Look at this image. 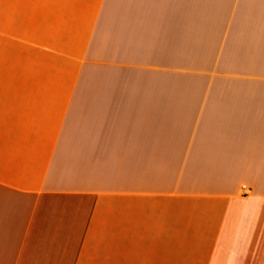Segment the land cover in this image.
<instances>
[{"label": "crops", "instance_id": "1", "mask_svg": "<svg viewBox=\"0 0 264 264\" xmlns=\"http://www.w3.org/2000/svg\"><path fill=\"white\" fill-rule=\"evenodd\" d=\"M0 264H264V0H0Z\"/></svg>", "mask_w": 264, "mask_h": 264}]
</instances>
